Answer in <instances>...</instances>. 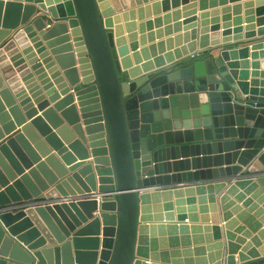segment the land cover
Returning <instances> with one entry per match:
<instances>
[{
    "label": "water",
    "instance_id": "water-1",
    "mask_svg": "<svg viewBox=\"0 0 264 264\" xmlns=\"http://www.w3.org/2000/svg\"><path fill=\"white\" fill-rule=\"evenodd\" d=\"M210 1L200 36L184 22L183 37L138 50L115 1L0 0V264H264V72L249 81L237 62L264 49V0L245 34ZM171 23L158 38L182 30ZM223 189L224 218L236 202L244 221L226 225L225 256L215 223L194 226ZM194 193L197 207L181 199ZM202 231L215 242L198 248ZM237 233L263 247L241 251Z\"/></svg>",
    "mask_w": 264,
    "mask_h": 264
},
{
    "label": "crops",
    "instance_id": "crops-1",
    "mask_svg": "<svg viewBox=\"0 0 264 264\" xmlns=\"http://www.w3.org/2000/svg\"><path fill=\"white\" fill-rule=\"evenodd\" d=\"M110 2L115 1L116 2V6L114 4H111L110 8L113 9V15L111 16V19H113L114 17L118 18V22H115V26L116 27H121L124 30V35L122 36V38H126V45L127 46H131L132 44H138L139 49L138 50H142L144 48H149L150 46H157L160 42H164L166 41L168 38H176L177 36H181L183 37L185 34L184 31V26L182 25L184 22H189L188 24H195L196 28L193 29L195 30V32H197V36H200V32L199 29L201 30V22L202 20L200 19V14H203L204 12H210V7L207 8L204 11L200 10V2L201 0H139V2L137 0H108ZM124 1V2H123ZM206 4L207 6L211 3L210 0H206ZM234 2H231V0H216V9L218 10H222L225 7H230V19L232 17V20H234V18L239 17L241 19V21L243 22V25L241 26V31L242 34H245V26H247L245 24V22L250 21V24L252 23V25L256 24V20H257V16H256V10H257V6L255 5L256 0H233ZM124 3V4H123ZM213 3V1H212ZM223 5H220L222 4ZM155 4H159L158 7H156ZM215 4V3H214ZM226 4V5H224ZM225 6V7H224ZM233 8H239L238 11L236 12L237 15H234V9ZM134 13V16L132 17L131 14ZM195 13V14H192ZM169 18V20L172 22L171 25L174 24H180L182 26V30L177 31V32H173L170 35L164 34L163 37L158 38V36L156 35V33L162 29L164 30V21L165 18ZM234 17V18H233ZM219 21L217 24H219L220 26V31L222 32V26H223V15H219ZM176 19V23H174ZM210 21V18L208 19ZM231 20V22H232ZM160 22V23H159ZM158 26H157V25ZM126 26H134V28L127 33L126 30ZM141 26H143V33L140 32ZM212 26L211 24H209L208 22V28ZM251 26V25H250ZM193 30L188 31L189 32H193ZM228 30H234L233 27H231ZM255 30H257V27H255ZM199 32V33H198ZM151 34H155L154 38L149 39L148 35ZM136 35V37L134 38V40L130 41L128 38L129 36H134ZM142 37L145 38V44H142L141 39ZM222 40V36L219 37ZM184 45V43L178 47V48H182ZM258 52V57H256V59L252 58V52L249 51L248 52V58L244 59V60H238L237 62L239 63H249V69L246 70L248 73V78L249 81L253 80L254 78H252V73L253 72H264V58H261V53L264 52L263 50H258L255 51ZM130 54L132 55L133 52L130 49ZM254 62H261L263 63V65L260 66V69L254 70L251 67V64H253ZM242 70V69H239ZM244 191H240V194H243L244 196V201L246 202L248 199L252 198L253 193L248 194V195H244ZM226 194V190H220V191H214L212 195H204L205 197L208 198L209 197H213V203L209 204L208 203V207H209V212L205 215L206 216V220H199L198 224L194 225V226H213V223H215V225L220 229V239L218 242H220L222 244V255L225 256L227 253V249H228V240H227V232L228 229L226 228V225L229 224L230 221H236V225L231 228L232 229V233L235 232V230L241 226H244V221L239 219V214L242 211H234V208L237 207V205L239 206L241 203H236L233 201V199L231 198L229 201H233L234 203L232 204V206H230L227 209V212H232V214L228 217V218H224V214L226 213V211L224 212L223 210V205L221 204V198ZM199 195H197L196 193H194L192 196L187 197L184 196L181 199L185 200L187 203L188 198H194V203L190 204L189 206L194 207V206H198L199 204ZM176 198H174L172 200V203L174 204V220L176 221H180V218H183V216L188 217L187 215H189L188 212V204H184V206H182L181 210H187L186 214L185 213H181V214H177V206L175 205L176 202ZM254 201V204L258 203V200H252ZM235 204V205H234ZM211 206L215 209L214 212H211ZM241 206V205H240ZM264 206V203L262 204H258L257 205V210H261L262 207ZM184 208V209H183ZM264 212V210H263ZM164 214V213H163ZM213 215L216 217L214 219ZM201 216V215H199ZM202 217V216H201ZM160 219H162L160 221ZM158 221H155L154 219L152 220V223H154V227H155V232H154V236L155 238L158 236L159 232L158 230H156V228L158 229L159 225H156L157 223H163L166 221V216H162ZM175 221H172L175 222ZM213 221V222H212ZM156 222V223H155ZM186 223H189L188 219H186L185 221ZM171 223V222H170ZM150 226H153L152 224H150ZM149 235L151 234V230L149 231ZM178 234V231L176 232ZM202 231L201 235L204 237V244L203 245H199L197 246L199 247H203V246H208L207 244L210 242H215L214 241V237H213V232L208 233L209 236H211L210 238H206V234ZM189 244L194 245V238L192 235H189ZM242 233L239 234H235V238H234V243H237L238 239L243 240V242L240 245V250L242 251L243 248H246L249 244V248L250 249H255V250H259L261 247H263V245H260V247H257L256 245H254L253 239L256 235H252L251 238H246L243 239L242 237ZM166 239V244L169 246L170 245V241L169 239L171 238L170 236H168L167 230H165L164 235L162 236ZM179 244L180 242V238L181 236L179 235ZM211 244V243H210ZM254 246L257 248H254ZM252 247V248H251ZM192 248H196V247H192ZM249 249V250H250ZM241 251H238V254L241 253ZM195 254V253H193ZM238 254L236 255V257H238ZM247 254V252H246ZM151 262V261H148Z\"/></svg>",
    "mask_w": 264,
    "mask_h": 264
},
{
    "label": "built area",
    "instance_id": "built-area-1",
    "mask_svg": "<svg viewBox=\"0 0 264 264\" xmlns=\"http://www.w3.org/2000/svg\"><path fill=\"white\" fill-rule=\"evenodd\" d=\"M160 187H151V188H147V189H144V191H153V190H159ZM103 196H100V195H97L95 193H90V194H86L85 195V199H93V198H97L99 200V198H101Z\"/></svg>",
    "mask_w": 264,
    "mask_h": 264
}]
</instances>
